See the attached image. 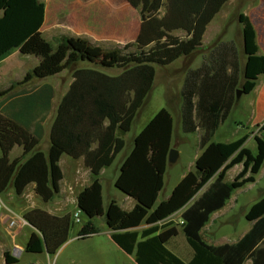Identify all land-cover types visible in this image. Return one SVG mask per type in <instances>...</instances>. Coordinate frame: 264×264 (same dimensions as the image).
<instances>
[{"label":"trees","instance_id":"trees-1","mask_svg":"<svg viewBox=\"0 0 264 264\" xmlns=\"http://www.w3.org/2000/svg\"><path fill=\"white\" fill-rule=\"evenodd\" d=\"M127 1L139 9L138 32L134 40L122 46L104 48L87 37L69 35L61 36L54 46L41 30L45 19L43 1L0 0V60L17 48L22 54L39 57L19 82L57 74L64 68H74L79 61L103 69H121L115 75L100 68L72 72L74 80L58 104L51 127L48 153L39 148L42 122L49 107L44 94L41 99L27 98L33 105L25 112L31 119L27 124L0 108V193L12 184L16 193L22 194L34 182L35 192L45 201L52 200L61 190V156H83L93 180L78 194V208L88 217L79 236L99 232L92 219L105 215L115 242L128 253L135 251L138 264H264V196L246 212L252 224L237 241L215 245L201 234L211 214L225 206L234 190L256 180L264 162L262 135H254L256 153L245 146L247 134L229 142L212 140L219 125L229 117L237 90L250 93L264 74V54L258 53L254 25L244 13L238 16L246 55L243 74L233 40L214 44L199 67L186 71L181 88V125L185 133L200 130L197 169L186 172L170 196L157 203L165 183L173 131L172 113L162 107L135 137L134 148L116 181L121 191L136 200L135 206L125 210L112 200L105 210L99 174L125 146L117 132L131 129L153 86L156 65H169L201 49L207 25L227 0ZM177 30L185 35L175 34ZM15 145L22 146L23 151L10 159ZM240 163L242 169L227 182V172ZM178 211L180 229L193 249L188 261L167 247L168 240L178 234L177 226L173 222L170 227L169 219ZM24 218L37 229L25 246L32 253L46 249L54 254L66 242L74 224L70 213L58 216L40 208L26 211ZM142 223L148 227L138 233L134 229ZM4 258L7 264L18 262L8 250Z\"/></svg>","mask_w":264,"mask_h":264},{"label":"crops","instance_id":"crops-1","mask_svg":"<svg viewBox=\"0 0 264 264\" xmlns=\"http://www.w3.org/2000/svg\"><path fill=\"white\" fill-rule=\"evenodd\" d=\"M45 3V19L41 27L44 37L49 40L52 38L56 40V44L63 35L69 36H83L87 37L92 43L104 45L107 42L114 41L117 45H123L129 40L130 28H131V19H130V9L131 5L127 0H40ZM133 8V7H132ZM135 9V8H134ZM226 14L225 17L229 16L230 13H233L235 16H239L240 13L247 15L252 21L256 35H257V44H258V53L264 54V0H227L218 13L213 17V19L207 25V29L203 35V45L201 49H198L192 56L186 57L181 56L177 60L189 58L186 65L181 67L183 71L182 81L178 88L179 95L176 100L173 102V110L177 114V119L172 113L173 116V131H172V140L171 147L178 148V144L183 141L185 133L182 131L181 125V88L185 79L186 71L189 68L199 67L202 63L203 56L211 46L222 41L233 40L237 46L240 65L242 74L245 69L246 55L244 51V38H243V26L238 20V29L241 33L239 39L234 38H223L219 34L221 29V24H218V27H214L215 22H219L223 17L219 18L220 14ZM219 16V17H218ZM219 18V19H218ZM134 29L137 34L139 25L136 20L134 21ZM213 26V27H212ZM217 29V30H216ZM216 30V31H215ZM175 34L184 36L182 30L175 31ZM241 51L243 58L241 57ZM31 55V54H22L19 49H14L10 53L6 54L0 60V75L6 76L5 74L9 73L10 68L15 66L17 63H11L13 57H18L21 59V56ZM30 66L26 69H21L18 71V75L13 79L18 83L14 84L12 89L6 91L10 86V80L1 79L0 80V108L9 116L16 117L20 120L21 123L27 124L29 120L25 115V112L32 110V102H28L27 98L36 96L37 99H41L43 94L45 95V103H49L48 112L46 113L43 124V136L39 143V148L42 149L45 153H48L50 147V132L51 127L57 112V107L61 101L63 95L69 90L71 83L74 80L72 72L78 68H96L102 69L104 72L115 75L121 72V69L118 68H101L95 65H91L88 62L79 61L74 68H64L57 74L45 77L37 78L32 77L30 80L25 82H19L20 79L39 62V57L32 55ZM175 60V61H177ZM174 61V62H175ZM173 62V63H174ZM154 85V83H153ZM153 88V86H152ZM151 88V90H152ZM149 91L145 102L147 101L150 92ZM50 97L48 98L49 94ZM59 93L58 97L56 94ZM251 95L250 103V122L251 130L250 133H246L249 136L259 134L263 136L264 129L258 132V127H261L264 124V74H261L257 79L256 86L249 93ZM240 98L236 100L234 107L239 103ZM144 102V104H145ZM144 104L141 107L139 113L133 119L131 129L128 132L118 131V135L125 140V146L123 149L116 155L114 161L106 167H103L100 171L99 177L102 183V198L103 205L105 210L108 208V205L112 200H115L123 209L131 210L136 203V200L121 191L116 186V181L121 172V166L127 156L131 153L134 148V139L140 133V131L147 125V123L153 118H147L141 121L137 128L134 130L135 121L140 119L142 114V109ZM232 108V109H233ZM160 110V109H159ZM144 111V110H143ZM232 112V110H231ZM230 112V114H231ZM230 116V115H229ZM229 118V117H228ZM227 120V119H226ZM221 125V124H220ZM219 125V127H220ZM254 126L256 129H253ZM218 127V128H219ZM217 128V130H218ZM215 131L212 140L219 142L220 140L214 139ZM198 137V142L200 141V130L194 132ZM244 134V135H246ZM179 135V136H178ZM247 137V139H248ZM264 137V136H263ZM246 139V140H247ZM42 141L44 144L42 145ZM223 141V142H229ZM246 144V141H245ZM246 146V145H245ZM23 151L22 146L15 145L10 152V159H14L19 156ZM201 153V152H200ZM199 153V154H200ZM1 154V150H0ZM198 154V155H199ZM197 155V156H198ZM196 156V158H197ZM169 160H167V166ZM60 165L63 171V178L60 181L61 190L60 192L49 201H45L35 192V183H29L22 194H17L14 190L7 192L9 187H14L12 184L8 188L0 193L3 196V199L7 203H3L5 208L12 210L14 214L21 215V221L16 220L14 225L10 224V221L3 222L0 220V232L8 231L9 229V251L12 255L18 258L17 263L13 264H138L136 261L135 251L133 253H128L123 248H121L113 239L112 233L114 232L109 228L106 222V216H97L92 219L94 224L99 227V232L92 234L88 237H81L78 234V231L82 224L88 219L84 214H81L80 222H76L73 217V213L76 212L78 208V194L88 185L92 183L93 174L90 168L85 164L84 157L74 158L68 154H63L60 158ZM232 168H238V172L242 169V164H236ZM231 168V169H232ZM230 169V170H231ZM167 170V167H166ZM166 173V172H165ZM228 173V172H227ZM264 173V162L261 166L260 171L256 175V180L251 183H258L261 174ZM227 176V174H226ZM226 178V177H225ZM165 181V179H164ZM166 181L164 187L161 190L157 203L168 198L173 191V187L167 192L165 190ZM165 193V195H163ZM233 196L228 199L230 200ZM264 196V189L261 193V197ZM105 197L107 199H105ZM260 197V198H261ZM1 198V197H0ZM259 198V199H260ZM12 204V205H9ZM227 202L224 207L215 211L216 213H221L226 207ZM40 208L48 211L53 215L62 216L70 213L74 223L79 225L75 226L73 224L66 242L61 245V247L54 253L50 254L44 249L42 252L32 253L25 250L26 243L31 236V234L37 229L31 225L29 222H22L24 218V213L30 209ZM182 211V210H181ZM181 211H178L174 215L179 214V219L175 220V225L178 228V234L172 236L168 242L167 247L180 256L185 261H188L193 255V249L184 242V240L178 241L176 237L179 234L184 233L180 229V224L182 219L180 217ZM213 212V213H215ZM213 213L210 216V220L203 226L201 229V234L203 238L215 245L223 244L225 242H235L243 236V234L248 231L251 227L244 231L240 237L236 240H229L224 237H221L217 232H210L211 238L216 240L212 242L204 236L206 228H208L211 219H213ZM169 218L171 220L170 227H173V216ZM99 220V222H97ZM148 224L142 223L134 230H137L138 233H141L143 229L147 228ZM7 235V234H6ZM185 237V235H184ZM140 239V237H139ZM186 239V237H185ZM187 241V240H186ZM175 243V244H174ZM18 244L20 250L15 252V247ZM12 245L14 248H12ZM175 245V246H174ZM2 257L4 259V252L6 249L5 246H2ZM180 252H187L189 255L183 257ZM3 264V262H2ZM246 264H250V261H247Z\"/></svg>","mask_w":264,"mask_h":264},{"label":"rangeland","instance_id":"rangeland-1","mask_svg":"<svg viewBox=\"0 0 264 264\" xmlns=\"http://www.w3.org/2000/svg\"><path fill=\"white\" fill-rule=\"evenodd\" d=\"M165 8L161 9V15L164 13ZM226 14L222 13L218 17L221 18L219 22L214 23V27H218V24H221V29L219 30V34L223 38H234L239 39L241 33L238 29V18L233 13H230L229 16L225 17ZM218 18V19H219ZM130 19H131V28L129 34V40H134L136 33L134 29V21L136 20L137 24H140V13L139 9H134L131 7L130 9ZM212 26V27H213ZM217 30V29H216ZM215 30V31H216ZM49 41L56 46V40L49 38ZM117 46L114 41L107 42L103 45L104 48H111ZM122 46V45H118ZM208 52V51H207ZM206 54V53H205ZM241 57L243 58L242 51ZM32 55L21 56V59L18 57H13L11 63H17L15 66L10 68L9 73L5 74L6 76L0 75L1 79H9L10 82L16 83L12 78L18 75V71L21 69H26L30 66ZM189 58L184 59L183 57L174 63L172 62L169 65L161 66L156 65V75L154 79V85L150 92V95L147 101L144 104V108L142 109V114L140 119L135 121L134 130L137 128L138 124L147 119L151 118L159 109L162 107H166L169 109L175 119H177V114L173 110V102L176 100L178 93L179 85L182 81L183 71L181 67L186 65ZM24 77V76H23ZM23 79V78H22ZM20 79V80H22ZM59 93L56 94L58 97ZM251 95L249 93H243L240 97L239 103L232 109V112L223 123H221L218 128L214 139L220 141H232L242 137L246 133H250L251 125L250 122V103H251ZM144 110V111H143ZM253 129H256L254 126ZM261 127H258V132L261 131ZM179 136V135H178ZM264 136V133H263ZM44 142L42 141V145ZM248 148L251 149L253 153L257 151V143L253 136H249L246 140L245 144ZM178 158L176 161H169L167 166V170L165 173V181L166 187L165 190L169 191L172 187L180 181V179L184 176L186 172L189 170H196L195 167V159L196 156L201 152L200 143L198 142V137L195 133L185 134L183 137V141L178 144ZM238 173V168H232L228 171L225 180L230 182L234 176ZM264 189V173L261 174L258 183H247L243 187L236 189L233 191V196L230 200L227 201V205L221 213H213V219H211L209 223V227L206 228L204 232V236L215 242L216 240L211 238L210 232H218L221 237H224L229 240H236L240 235L246 231L251 222L248 221L245 217L246 212L250 208V206L261 197V193ZM14 190V187H9L7 192ZM163 195H165V193ZM1 201L7 203L3 199V196L0 195ZM105 199H107L105 197ZM12 205V204H9ZM13 206V205H12ZM14 207V206H13ZM21 221L20 214H14L12 210L9 208H5L3 204V208L0 212V220L3 222H8L13 219ZM179 219V214L173 216V222ZM23 222V219H22ZM99 222V220L97 221ZM24 223V222H23ZM75 226L79 225L78 223H74ZM9 231V229H8ZM3 231L0 232V264H4V259L2 257V246L9 251V232ZM7 234V235H6ZM176 239L178 241L184 240V242L188 245L184 235L179 234ZM175 244V243H174ZM175 246V245H174ZM189 246V245H188ZM16 247H19L18 244ZM15 247V252H18V249ZM12 248L13 245H12ZM190 248V246H189ZM181 256L187 257L189 254L187 252H180Z\"/></svg>","mask_w":264,"mask_h":264},{"label":"water","instance_id":"water-1","mask_svg":"<svg viewBox=\"0 0 264 264\" xmlns=\"http://www.w3.org/2000/svg\"><path fill=\"white\" fill-rule=\"evenodd\" d=\"M242 90L241 89H238L237 90V95H236V98L239 99L242 95ZM178 158V150L174 147H171L170 150H169V153H168V160L169 161H176ZM197 169V168H196ZM80 210V208H79ZM27 221V220H26ZM28 222V221H27Z\"/></svg>","mask_w":264,"mask_h":264},{"label":"built area","instance_id":"built-area-1","mask_svg":"<svg viewBox=\"0 0 264 264\" xmlns=\"http://www.w3.org/2000/svg\"><path fill=\"white\" fill-rule=\"evenodd\" d=\"M2 208H3V202H2L1 199H0V212H1ZM73 217H74V220H75L76 222H80V220H81V210L78 209L76 212H74V213H73ZM23 222H27V221L23 219ZM181 222H182V221H181ZM14 223H15V219H13V220L10 221V224H11V225H14ZM16 248H17L18 250H20L19 247H16Z\"/></svg>","mask_w":264,"mask_h":264}]
</instances>
